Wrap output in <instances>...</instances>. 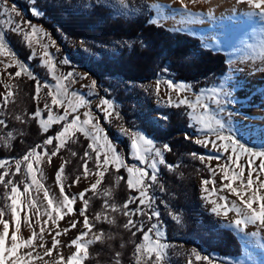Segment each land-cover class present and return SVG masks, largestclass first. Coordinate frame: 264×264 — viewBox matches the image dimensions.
<instances>
[{"label":"snow or ice","instance_id":"obj_1","mask_svg":"<svg viewBox=\"0 0 264 264\" xmlns=\"http://www.w3.org/2000/svg\"><path fill=\"white\" fill-rule=\"evenodd\" d=\"M175 2L179 4L178 8L173 7V0H169L166 4L146 3V9L150 14L155 10V14L150 15L149 23L159 25L161 20L167 18L164 15L166 10L175 13L183 12L189 18L195 15L189 8V4L194 5L198 0H187V2L186 0H175ZM236 2L248 6L247 14L249 16H259L264 20V0H236ZM119 3L126 6V0H119ZM29 11L35 17L45 15V12L38 7L36 0H32ZM0 14L5 17L0 20V28L19 35L32 49L29 59L35 58L36 53L33 44L40 43L41 37L47 38L49 44L55 46L56 42L52 40L47 31L32 24L30 20L22 18V13L17 9L15 3L9 6L7 0H0ZM176 30L186 31L187 29L179 28ZM49 44L43 45L41 64L47 68L54 82L49 83L45 80L42 83L26 63L16 59L15 52L6 43V32L0 30V57L8 58L7 61L0 59V64L5 69L4 74L9 78H20L22 74L26 75L35 82L34 100H38L43 88L48 89L47 97L50 98V102H45L42 108L37 106L29 117L38 122L39 129L46 135L43 142L35 145L22 157L16 159L14 170L11 167L12 161L0 159V185L5 189L6 198L10 201L4 207H0V226H2V230H0V264H37L38 261L49 264L53 254L56 257L54 264H83L89 256V246L97 243L104 244L106 239L113 238L111 236L106 238L102 230L100 232L94 231L98 223L114 224L116 222L114 218L108 216L109 210L113 213L119 212L127 218L122 227L129 231L132 236H136L137 233L141 234L142 240L135 244V252L133 253L135 264H162L168 245L161 243V226L159 223H153L150 227L145 228L144 222H138L134 217H147L148 221H152L154 218L158 220L160 213L157 208H154L155 200L150 191L153 186L158 184L160 166H164L170 171L178 167V165L168 163L165 159V153L172 151L171 146L167 143L158 145L153 138H150L143 131L125 128L121 125L119 132L127 136L129 140L127 155H130L137 162L131 165L127 163L125 154L120 152L116 143L109 138L105 129L101 127L99 119L92 114L89 107L90 101L86 99L84 94L77 93L75 90L70 91L71 85L77 79H87V75L78 74L75 71L58 74L57 62L48 51ZM142 46L146 47V44ZM58 63L66 65L70 61L64 58ZM13 65L18 70L14 73L7 72V69ZM228 79L230 78L224 77L216 86L200 88L198 91H194L191 84L175 82L171 78L163 83L165 90L169 93L167 97L169 106L183 108V115L191 121L190 127L193 129V135L197 137L193 142L204 147L210 145L212 149L230 153L227 160L231 164L226 162L221 165L218 163L215 167H212L210 162L213 159L219 161L221 159L219 155L213 157L195 152L190 153L193 158L204 164L211 174V180L203 179L201 182L203 191L209 194L205 198L212 205L211 212L225 218L229 217V213H233L234 216L229 220V224L241 232L245 231L248 225H255L257 231L246 233L248 236L255 237L264 232V149L253 150L234 135L225 134L226 123L219 116V113L225 111V105L238 101L235 90L243 87L241 84L227 85L226 87L224 81ZM0 84L4 88V91L0 93V107L6 108L10 102L14 101L13 89L18 86L3 81H0ZM160 85L161 80L157 79L155 84L157 95L161 92ZM96 86V80H91L90 84L83 85L89 89L90 95L95 94ZM172 93H175V100H173ZM80 108L88 109L83 112V119L79 113ZM96 108L103 113L105 120L110 121L113 117L117 120L121 119L120 113L115 109L114 102L106 97L100 99ZM15 119L21 123L25 122L23 117L19 115ZM152 119L166 122L169 117L164 113ZM0 125H5V120L0 119ZM54 125H58L60 130L51 135L49 132ZM200 133H203V138H199ZM78 134L88 141L83 156L80 157L83 168L82 177L77 176L71 185H65L62 182V174L65 171L67 161L61 163L55 172V182L59 189V197H57L43 183L42 165L51 164L53 158L57 157L62 149H68L72 156H76L77 153L69 148V143L78 142ZM11 136L12 133H8V137ZM185 139H191V137L186 135ZM242 157L245 158L244 163L240 162ZM90 160L95 165L94 170L89 167ZM253 164L255 167H251ZM121 169L127 173L125 181L127 189L130 193L135 194L129 195L122 206H117L115 203H109L107 197L111 194L109 190H105L103 192L106 197L103 204L105 212L103 214L97 212L90 219L87 194L89 192L96 194L105 173L110 171L119 173ZM217 172L220 173L219 188L216 187ZM19 175L24 177L22 181L15 179ZM90 175H95L96 179L87 188L78 193L66 191V187H74L80 183L82 178L88 179ZM122 179L123 177L116 176L117 183ZM210 183L211 187H209ZM160 190H164L162 186ZM225 190L237 199L230 200L227 195H219ZM41 192L43 194L42 199L39 198ZM33 193L36 195L34 196ZM212 194H216L217 198L211 199ZM78 200L82 202L79 208L76 207ZM41 208H43V212ZM77 212L82 220L72 218ZM32 215L37 217L35 224L39 225L38 231L31 219ZM41 217L47 218L41 220ZM174 219L179 221V215H175ZM22 220L31 232L26 238L18 235L21 232ZM60 221H65L67 227L60 229ZM49 222L55 226L54 232L51 227H48ZM81 223L82 230L74 238H71L66 245L74 248L75 251L65 260L60 252L61 240L59 237L67 235ZM10 224L13 226L11 231ZM46 232L51 236L50 247L45 241ZM259 246L264 248V243ZM120 256V252L115 253V264H120ZM45 257L48 259H44ZM195 262L214 264L209 256H201L193 249L188 264H195Z\"/></svg>","mask_w":264,"mask_h":264},{"label":"trees","instance_id":"obj_2","mask_svg":"<svg viewBox=\"0 0 264 264\" xmlns=\"http://www.w3.org/2000/svg\"><path fill=\"white\" fill-rule=\"evenodd\" d=\"M129 1L141 7L134 15L114 14L109 6L100 2H94L86 9L74 8L65 0H36V3L49 17L48 19L41 17V20L49 24L54 32L56 28H60L67 36L92 40V45L100 49L98 56L90 59L93 64L89 68L91 73L98 78L106 73L120 76L122 82L114 87L116 98L114 106L120 113V121L133 130L143 129L153 135L158 142L171 146L172 151L165 153V159L177 163L178 172H170L166 167H160L158 180L164 189L161 195L163 194L166 199L171 195V199L180 205L182 222L185 229L193 234L192 238H195L207 252L237 256L242 249L237 235L230 228L216 224L213 214L202 210L197 203L194 180L196 167H200L199 172L204 177H208L209 172L204 164L190 155L201 150L202 146L194 143L192 139H185L192 127L191 121L183 115L184 109L169 105L158 107L148 98L137 96L134 85L126 84L128 80L145 82L168 73L173 79L189 81L194 89H200L216 80L227 69L228 52L223 47L215 48L210 45L205 47L200 36L188 29L178 31L176 29L181 27L170 26L162 21L159 25L149 23L153 12L150 14L147 11L145 0ZM6 36L22 60L32 62L39 73L46 75V67L39 63L38 56L29 59L31 51L22 37L8 30ZM109 44H114L115 47L111 49L101 47ZM145 44L146 47L142 46ZM65 48L75 60V50L67 46ZM60 60V53H56L55 61L58 63ZM62 66L68 67L67 64ZM13 85L18 86L13 89L14 101L6 108L0 107V115L5 120V125H0V133H7L6 130H2L3 128L12 129L13 133L8 143L0 141V156L9 158L21 155L46 138L39 129L38 122L29 118L36 110V100L33 99L35 82L23 75L14 78ZM107 96L112 97L108 93ZM153 111H162L169 119L166 122L153 120L150 115ZM17 115L22 116L25 122L16 120ZM59 129L58 125H54L49 134L54 135ZM106 132L113 137L111 128L108 127ZM87 143L88 141L78 134V142L69 143V148L77 153L76 156H72L68 149L61 150L64 160L67 161L62 179L65 185H69L76 175L83 171L80 157L83 156ZM123 143L116 142V145L123 149ZM117 175L123 177L119 183L116 181ZM126 179L127 173L123 169L119 173L112 171L105 173L96 194L91 192L87 194L90 219L104 208L105 189L110 188L112 201L121 206L129 195L135 194L127 189ZM66 191H70L69 188L66 187ZM5 201V192L0 188V207H3ZM110 218H114L116 222L98 223L94 231L102 230L106 238L108 236L113 238L106 239L104 244L89 246V256L83 264H115L116 252L121 253L120 264H134L135 244L141 242V234L132 236L129 231L123 229L122 225L127 218L121 213H113ZM134 219L138 222L143 221L139 216ZM143 222L145 228L150 227V221ZM167 236L169 239L174 238L170 227L167 228Z\"/></svg>","mask_w":264,"mask_h":264},{"label":"rangeland","instance_id":"obj_3","mask_svg":"<svg viewBox=\"0 0 264 264\" xmlns=\"http://www.w3.org/2000/svg\"><path fill=\"white\" fill-rule=\"evenodd\" d=\"M67 4L71 5L74 8L77 9H86L93 5L94 2H100L106 6H109L114 14H124V15H134L136 14L141 7L136 5L135 3L130 2L129 0H126V6L121 5L119 3V0H65ZM204 2L205 5H209L212 8L214 7L211 5V2L213 0H201ZM224 3L229 4L230 6L237 5L239 6L237 9L240 11L244 10V6H247L246 4H238L236 0H223ZM9 6H11L13 3L16 4L17 9L22 13V18L25 20H30L32 24L37 25L38 27H42L45 31H47L52 40H54L55 46H52L49 44V41L45 37H41L40 43H34L33 48L35 49L36 56L39 58V63H41V55L44 51L43 45L49 44L48 51L53 55L55 60L56 53H60L61 59L67 58L69 59L70 63L67 64L68 67H63L61 64L57 63L58 67V74L59 73H66L68 71H75L78 74H86L87 79H77L74 84L71 85V90H75L77 93L84 94L86 96V99L90 101L89 107L92 111V114L96 116L99 119L101 127H103L106 131V129L109 127L111 128L113 132V137L110 135L109 138L116 142L123 143V149H119L121 153H124L126 156V162L131 164H136L137 162L132 159L130 155H127V145L129 143L128 137L121 134L119 132V128L121 125H123L125 128L127 127L125 124H123L120 119L117 120L115 117H113L110 121L105 120L103 113H101L99 110H96L95 107L91 106V103L94 104L96 101H100L101 98H108L111 101L115 102V93H114V87H116L119 83L122 81L120 80V76L117 74H108L106 73L103 76H100L99 78L94 75V73H91L89 68L92 66V60L95 57L98 56V52L100 49H96L91 41H88L86 39L82 38H73L70 36H67L64 32L61 31L60 28H56V31L54 32L53 28L44 22V20H41V17H35L31 14L29 11V8L32 4V0H7ZM69 2V3H68ZM147 4L154 3L152 0H145ZM38 5V4H37ZM39 8H41L38 5ZM225 13L233 11L228 6H226ZM248 7V6H247ZM204 8V7H203ZM42 9V8H41ZM43 10V9H42ZM236 10V9H234ZM155 14V10H153V15ZM164 15L167 17L166 19L161 20L162 22L175 27H181L186 28L191 32H194L200 36L201 42L204 45H210L215 48L223 47L227 50L229 60L227 69L221 73L216 80H213L207 85L202 86L204 87H213L218 84L219 81L224 79V77H229L230 79L225 80V85H237L241 84L243 87L237 88L235 90V95L238 97V101L225 105V111L222 113H219V116L224 119L226 123L225 128V134H232L236 138L240 139L241 142L245 143L247 147L252 148L253 150H262L264 149V29L263 25L258 22H252L247 25H244L243 27L229 30L228 29H221L216 27H210L207 24H199L195 21L185 20V19H176L173 17L175 14H171L169 11H165ZM45 19H48L49 17L47 15L42 16ZM5 17L0 14V20L4 19ZM244 19V17H243ZM3 31L6 32V29H3ZM6 43L10 46L13 52L16 54V59H18L21 62L26 63L30 70L40 79V81L43 83L45 80L49 81V83H53L51 75L47 71L46 68V75L43 73H39L36 68L33 67L32 62L22 60L20 56L17 54V51L15 48L11 47L9 39L6 36ZM65 43V44H64ZM64 44V45H63ZM64 46V47H63ZM65 46L72 48L75 50V60L71 58L70 54L68 53ZM102 48H114V44L109 45H102ZM79 48L81 50H79ZM59 49V51H57ZM30 51L32 52V49L30 48ZM30 52V53H31ZM87 56H86V55ZM90 57V58H89ZM0 59L8 60L7 57H0ZM17 67L13 65L12 67L7 69V72H15ZM5 73L4 66L0 64V81H3L4 83H9L13 85L14 78H9ZM24 74H22L23 76ZM173 79V77L165 73L159 78H154L145 82L141 81H130L128 80L126 84L128 86H135L137 91V96H144L145 98H148L151 100V102L158 106V107H165L166 105H169L167 102V97L169 95L168 91L165 90V84L163 83L167 79ZM157 79L161 80V92L159 95L156 94L155 91V84ZM91 80L97 81L96 89L94 90L95 94H89V89L86 87H83V85H88L91 83ZM175 82H186L188 84H191L189 81L182 80L177 81L173 79ZM194 91H198L199 89H194ZM4 91V88L2 84H0V93ZM47 88H43L39 94L38 100H36V107H43L45 102H50V98L47 97ZM108 94H111L112 97H108ZM173 97V100H175V93L171 94ZM215 108V105H213ZM88 109L86 108H80L79 113L81 114V118L83 119V112ZM162 111H153L150 113L152 117H159L161 116ZM0 119H3L0 115ZM131 129V128H130ZM2 130H6L7 133H0V141L3 143H8L11 137H8V133H12V129H6L3 128ZM60 130V129H59ZM145 134H147L150 138H153L158 145H162L164 143H160L157 141V139L151 135L150 133L145 132L143 129H141ZM107 133V132H106ZM13 134V133H12ZM188 136L191 137V139L194 141L197 137L193 135V129L189 131ZM199 138H203V133L199 134ZM214 138V137H213ZM43 142V140L40 142V144ZM37 145V144H35ZM35 145L31 146L28 150H26L24 153H22L19 156L9 158L7 156H0V159H5L12 161V170H14V161L20 157H22L26 152H28L31 148L35 147ZM200 145V144H199ZM202 146V145H201ZM197 154H203L205 156L211 155L213 157L219 155L221 159L219 161L213 159L210 164L212 167H215L218 163L223 165L224 163L231 164L230 161L227 160V156L230 155V153H224L223 151H217L215 149H212L209 145L208 147L202 146V149L196 152ZM245 158H241V163H244ZM65 162L64 156L60 152L57 157H54L51 164H43V171H44V177H43V183L45 184V187H47L51 193L59 197V189L56 186L55 182V172L59 168L60 164ZM168 162V161H167ZM258 162V161H257ZM170 164H175L173 162H168ZM89 167L94 170L95 165L90 160L89 161ZM161 167V166H160ZM234 167V166H233ZM251 167H255V164H253ZM168 171H170L167 168ZM196 173L194 175L195 180V186H196V197H197V203L199 204V207L207 212H211V204L209 203V200L205 197L209 195L208 193H205L203 191L202 187V180L203 179H209L211 180V174L209 173L208 177H204L200 172V167H196ZM178 172V167H176L174 170H171L170 172ZM209 172V171H208ZM247 172V167H246ZM82 173H79L76 175L82 177ZM181 173V172H179ZM255 175V174H254ZM64 177V173L62 174V179ZM76 177L73 179V181L76 179ZM220 173L217 172V176L215 177L217 184L216 187L219 188L220 186ZM15 179L18 181H22L24 177L22 175L17 176ZM96 179L95 175H90L88 179H81L80 183L75 185L74 187L69 188L71 193H78L79 191L87 188L91 183H93ZM73 181L69 184L71 185ZM100 186V185H99ZM98 186V188H99ZM162 184L158 180V184L156 186H153V188L150 191V194L154 196V208H157L159 210L160 216L157 219H153L150 221V226L153 223H159L161 226L160 231L162 233V239L161 243H164L168 245L167 249L165 250V255L162 264H188L189 258L192 256V250L195 249L197 253H199L201 256L207 255L209 256L213 261L214 264H264V248H261L259 245L261 243H264V232H261L259 235L252 237L246 235V233H251L253 231H257V228L255 225H248V227L245 229V231L241 232L238 231L234 226L229 224V220H231L234 216L233 213H229V217L225 218L223 216H217L216 214H213V220L218 224L219 226H225L233 230V232L237 235L238 239L241 242L242 249L241 253L237 256H229V255H219L215 252H207L204 247H202L195 238L193 237V234L188 232L185 229V224L182 222V208L180 205L176 204L174 199H171V195L168 197V199L164 198L163 194L161 195L163 191L160 190V187ZM211 187V183L209 185ZM0 188L5 192V189L2 185H0ZM97 188V189H98ZM105 190H109L110 188H107ZM104 190V191H105ZM34 196L36 195L33 193ZM111 194V193H110ZM219 195H227L230 200H236L237 198L233 196L231 193L227 192L225 190L224 192L219 193ZM42 192L39 193V198L42 199ZM106 198V197H105ZM216 194L211 195V199H216ZM109 199V203H115L112 201L111 195L107 197ZM10 203V201L7 200L3 205V207ZM26 203V202H25ZM117 206H121L118 203ZM82 205V202L79 200L76 203V207L79 208ZM41 211L43 212V208H41ZM98 212L104 213L105 209L102 208ZM108 216L110 217L113 215V212L110 210L107 212ZM23 217V212H22ZM175 215H179L180 220L174 219ZM143 221H148L147 217L139 216ZM10 218V217H6ZM47 217H41V220L46 219ZM72 218H79L82 220L81 217H79V213L77 212L76 215ZM31 219L36 227V230H39V225L35 224V221L37 219L36 216L32 215ZM68 219V218H66ZM168 220L171 222L169 223ZM60 229H63L67 227V223L65 221H60ZM12 225L10 224V231L12 230ZM48 227H51L53 229V232L56 230L55 226L49 222ZM170 227L172 229L174 238L169 239L167 236V228ZM0 230H2V226H0ZM82 230V223L74 230H72L67 235H61L59 239L61 240V247L60 252L65 257V260L69 255H71L75 249L67 247V243L71 238H74L78 232ZM31 234L30 230L27 228L26 224L22 220L21 223V232L18 234L22 237H27ZM45 241L47 242L48 246H51V236L46 232L45 233ZM55 254H53V258L49 260V264H54L55 260ZM44 259H48L45 257ZM194 259V257H193ZM37 264H43V261H38ZM135 264V259H134ZM195 264H206V262H195Z\"/></svg>","mask_w":264,"mask_h":264},{"label":"bare ground","instance_id":"obj_4","mask_svg":"<svg viewBox=\"0 0 264 264\" xmlns=\"http://www.w3.org/2000/svg\"><path fill=\"white\" fill-rule=\"evenodd\" d=\"M152 1H154V3H165V4L169 2V0H152ZM205 4L201 0H198V2L194 5L189 4V8L195 14L192 18H189L183 12H179V13H175L171 11L169 12L172 15L175 14V16L173 15V17L176 19L195 21L196 23L199 24H207L210 27L228 29V31L243 27L244 25H247L252 22L261 23L264 29V20H262V18L259 16H249L247 14L248 13L247 6H244V10L240 11L237 9L239 6L237 5L230 6L229 4L224 3L223 0H213L211 2V5L214 6L213 8ZM226 6H228L233 11L225 13L224 11L227 8ZM173 7L176 8L179 7V4L175 2V0H173Z\"/></svg>","mask_w":264,"mask_h":264},{"label":"crops","instance_id":"obj_5","mask_svg":"<svg viewBox=\"0 0 264 264\" xmlns=\"http://www.w3.org/2000/svg\"><path fill=\"white\" fill-rule=\"evenodd\" d=\"M99 102H100V101H96V102H94V104L91 103V106H93V107L96 108V105H97ZM96 110H99V109L96 108Z\"/></svg>","mask_w":264,"mask_h":264}]
</instances>
